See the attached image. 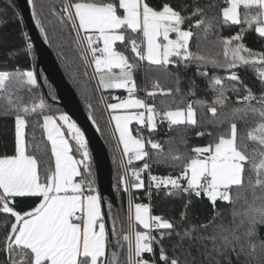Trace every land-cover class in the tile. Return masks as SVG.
<instances>
[{
    "label": "snow or ice",
    "instance_id": "snow-or-ice-1",
    "mask_svg": "<svg viewBox=\"0 0 264 264\" xmlns=\"http://www.w3.org/2000/svg\"><path fill=\"white\" fill-rule=\"evenodd\" d=\"M28 2L47 41L35 0ZM223 3L227 6L215 15H209L217 7L215 0H62L58 9L52 8L60 22H67L75 32L74 43L84 63L94 66L92 78L97 87L128 93L126 98H112L118 103L106 104L115 122L118 146L122 145L119 184L123 191L145 188L142 174L147 173L149 198L161 190L171 197H206L213 215L203 223L182 227L188 220L191 199L184 201L178 224L152 215L149 204L130 198L128 228L122 233L127 242L126 259L116 251L109 253L102 199L90 178L91 154L84 132L68 114L51 113L43 95H38L40 82L34 67L17 65L9 70L5 61L0 64V111L14 120V143L12 154L0 155V216L7 217L0 221L4 233L0 239L4 260L0 264H264V237L259 233L264 226V51L244 43L249 30L264 39V0ZM233 26H240L239 32L222 34L223 28ZM209 35L216 37L220 51L203 49L202 41ZM23 37L26 54H30L33 45L27 33ZM117 42L124 51L117 49ZM145 61L159 70L157 75L169 73L173 65L177 69L175 89L163 88L153 80L148 97L179 94L181 67L195 65L196 75L206 79L207 89L213 93L211 102L195 99L184 107L158 108L155 102L139 98L136 77ZM209 66L223 70L225 75L210 74ZM241 70L255 74L261 86L258 93L242 78ZM196 88L195 79H190L187 95L195 96ZM24 93L28 94L27 101ZM204 108L213 119L198 112ZM29 118L36 119L50 142L48 161L38 158V145L36 151L30 150L26 132ZM133 121L138 125L135 132L130 127ZM165 123L168 131L182 127L191 130L194 137H207V143L189 147L186 131L180 136L184 151L172 147L176 138L171 136L164 141L169 145L165 151L164 143L152 139L158 125ZM65 125L75 149L62 131ZM241 125L246 128L244 135ZM169 161L182 162L177 175L152 174L153 163L175 168ZM134 162L140 166H133ZM18 200L33 203L20 207ZM218 202L226 203V207H218ZM225 211L229 221L216 223ZM186 241L182 261L176 252ZM201 247L203 258L197 260L192 250L199 252Z\"/></svg>",
    "mask_w": 264,
    "mask_h": 264
},
{
    "label": "trees",
    "instance_id": "trees-1",
    "mask_svg": "<svg viewBox=\"0 0 264 264\" xmlns=\"http://www.w3.org/2000/svg\"><path fill=\"white\" fill-rule=\"evenodd\" d=\"M202 2H207V0H202ZM217 5L209 15H215L217 11L227 6L223 3V0H215ZM62 0H35L36 12L38 14L39 19L42 21L43 27L46 30V34L49 37L47 42L50 46V51H52L55 60L58 63V66L67 80V82L76 90V94L82 106L91 116L95 118L97 121V126H99L100 133L105 140L107 148L110 153V157L112 160V172L113 179L115 185V191L117 196V204L118 210L120 214L121 224H122V233L126 231V223H127V207H126V198L125 193L123 191L122 186L119 184V178L121 175V170L118 164V159L116 155V151L114 148V144L112 141V137L106 123L105 117L103 115V111L97 96V92L95 90V86L91 80V76L87 70V66L84 63V60L81 58L79 54V49L77 45L74 43L75 32L72 31L70 25L66 22L62 24L58 19L57 15L53 14L52 8L56 7L57 9L61 6ZM243 11V9H241ZM15 14V18L13 15ZM22 19L20 16V11L16 5L15 0H0V64H3L5 61L7 62L8 69L11 70L15 66L19 65L22 68H29L35 66V51L31 50L30 54H26V41L23 37V33H26L24 25H22ZM240 26H233L231 28H223L222 34L224 36H228L239 32ZM174 37V34H173ZM193 50H195V40L192 41ZM244 43L247 47L255 50V51H264V39H260L258 34L255 33L254 30H249L245 34ZM116 47L118 50L124 51V46L117 42ZM202 47L206 52L215 53L220 51V47L216 42V37L213 35H209L207 40L202 41ZM9 53H15L14 56H9ZM131 57V53L126 51ZM142 69L136 77V82L138 85L137 96L139 98H144L143 90L152 91V83L153 80H156L161 87L163 88H173L176 87V77L174 73L177 71L176 67L173 65L170 67L169 73L159 72L157 69L153 68L148 64L147 61L142 62ZM85 72L88 75H85ZM210 74L214 72L216 75H225L223 70H213L211 66H209ZM197 69L195 65L189 66L187 69L181 67L180 69V77L181 83L180 88L181 92L179 94L173 93L171 96H162L161 94H157V96L153 99L146 95L145 100L148 103L155 102L158 108L172 107L175 108L177 105L184 107L190 100L202 99L206 100L209 103L213 98V93L207 89V81L204 77H200L196 75ZM240 75L245 80L249 86L253 87L255 92H259L261 90V86L259 81L256 79L255 74L251 70H241ZM41 77L44 80L45 88L44 90L40 87L38 90V95H43L45 103L49 106L51 113H55L57 116L60 112H63L58 105L51 104L47 100V96L52 99L55 97L53 88L47 83L44 79L43 74L41 73ZM195 79L197 88L196 95L189 96L187 95L189 89V80ZM226 86H230L229 82H225ZM118 95H122L123 93L118 91ZM25 99L27 101L28 94L24 93ZM231 96V93H230ZM165 101V104H161V101ZM181 100L183 103L181 104ZM231 100L234 102L235 97L231 96ZM37 103L39 100L37 99ZM91 104L92 107L89 109L88 104ZM227 111V110H225ZM198 112L206 113V119H213L211 113L207 112V108L198 109ZM137 128L133 125L132 129L135 130ZM67 135L70 139L71 145L73 149H75V142L71 139V135L68 133L67 129H65ZM187 131L188 133V146L192 147L195 145H202L207 143L208 138H199L194 137L191 130H187L182 127L174 128L172 131L167 130V124L158 125V131L155 135L152 136V139L159 140L162 143L169 137H175L176 142L172 145L173 148L178 147L180 151H184L183 144L181 143L180 136ZM28 133L29 147L30 150L36 151V146H39V151L37 152L38 158L44 162L50 159V143L47 142L46 136L42 133L41 128L37 125L35 118H29V124L26 129ZM241 135L246 133L245 126H240ZM33 133L35 138L33 139ZM149 136V132H148ZM13 143H14V120L11 116L5 117L3 112L0 111V155L5 153L12 154L13 152ZM169 145L164 143V149L167 151ZM74 152V151H73ZM75 156L79 158V156L74 152ZM140 164V162H138ZM175 163L176 167H170L168 165H157L155 163L152 164V174L165 176V175H177L180 171L181 161H169L168 164L171 165ZM91 170L93 176L90 177L95 182V171L91 160ZM146 181V180H145ZM95 186V185H94ZM145 188L135 189L134 190V202L136 203H144L147 204V200L143 197V193ZM259 189H257V194H259ZM248 199L251 200V193L247 194ZM191 199L192 204L188 208V220L184 222L182 227H187L189 223H203L207 221L213 215V206L208 201L206 197L204 198H196L194 196L188 197L186 195H182L180 197H171L165 196L164 191L157 195L153 192L150 198V213L152 215H161L166 219L174 220L178 224H180V213L183 210L184 201ZM33 201H17V204L20 207H26L27 205L32 204ZM239 203H243L241 200ZM218 207H226V203L221 204L218 202ZM7 217L0 216V221L5 220ZM230 219L229 213L227 211L221 217V220L216 221V223H227ZM213 231L212 228L207 230L208 233ZM259 233L261 237H264V226L259 228ZM3 230L0 229V239L3 238ZM156 235V234H155ZM175 236H173V242H175ZM165 246L169 247V253L171 254V248L168 241H165ZM211 247V245H209ZM187 248V241L184 244L183 248L177 249L176 255L184 260V249ZM126 242H123V259H126ZM204 251L203 247L200 248L199 252L194 248L192 250V255L196 256L197 260H201L203 257L200 255ZM215 255V254H213ZM4 260V256L0 253V261Z\"/></svg>",
    "mask_w": 264,
    "mask_h": 264
},
{
    "label": "water",
    "instance_id": "water-1",
    "mask_svg": "<svg viewBox=\"0 0 264 264\" xmlns=\"http://www.w3.org/2000/svg\"><path fill=\"white\" fill-rule=\"evenodd\" d=\"M20 11V16L25 31L30 38L35 51V66L38 73L40 87L44 90L45 83L41 77L53 88L55 99L46 97L47 100L68 114L73 121L81 128L88 141L89 152L95 173V188L101 195L102 212L105 215V225L108 232L109 253L116 251L123 258L122 224L117 204L112 167V160L109 150L103 139L97 124L92 123L89 113L80 103L76 90L67 82L63 76L57 61L50 51L49 43L44 39L32 16V5L28 0H15ZM111 206V210H110ZM115 222V223H114ZM115 227L116 233L113 234Z\"/></svg>",
    "mask_w": 264,
    "mask_h": 264
},
{
    "label": "crops",
    "instance_id": "crops-1",
    "mask_svg": "<svg viewBox=\"0 0 264 264\" xmlns=\"http://www.w3.org/2000/svg\"><path fill=\"white\" fill-rule=\"evenodd\" d=\"M114 71H118V69H114ZM94 80H95V88H96L95 90L97 91V94L99 95V98H100V100L103 103V107H104V110H105L104 112H105V115L107 116V120H108V124H109V130H110L111 137L118 144V141H117L118 134H114V131H113L114 130L115 122L114 121H111L110 116H111L112 113L110 112V110L106 109V104L107 103H118L119 102L118 100H115V99H112V98L113 97L126 98L128 96V93H127L126 90H123V89H115V90H103V89H99L97 87V81H96V79H94ZM118 91L122 92L123 94L121 96L118 95V93H117ZM57 122L58 123H62L60 121H57ZM133 125L136 126V127H138V125H137V123L135 121H133V123H132V125L130 127H133ZM62 131L65 134V138L69 140V143L71 145L70 139H69V137L67 135V132L65 130V126L62 129ZM119 147L122 149V145H119ZM73 155L75 156L74 152H73Z\"/></svg>",
    "mask_w": 264,
    "mask_h": 264
},
{
    "label": "built area",
    "instance_id": "built-area-1",
    "mask_svg": "<svg viewBox=\"0 0 264 264\" xmlns=\"http://www.w3.org/2000/svg\"><path fill=\"white\" fill-rule=\"evenodd\" d=\"M86 66H87V70H88V72H89V75L91 76V80H92V82H93V84H94V86H95V80H94V78H92V74H93V69H94V67H93V66H88V65H86ZM95 89H96V88H95ZM96 92H97V91H96ZM146 93H147V91L143 90V96H144L143 99H145V97H146V95H147ZM97 96H98V99H99V102H100V105H101V108H102V111H103V115H104V117H105L106 123H107L108 128H109V124H108L107 116L105 115V112H104L105 110H104V107H103V103H102V101L100 100L98 94H97ZM135 129H136V128H135ZM109 131H110V130H109ZM134 132H135V130H134ZM144 135H145L146 137L148 136V131H147V130H145ZM112 141H113V144H114V148H115L116 155H117V159H118V164H119V167H120V170H121V174H122V167H121V159H122L121 148L118 146L117 142H115L113 139H112ZM133 166H135V167H139L140 164H139L138 162H134V163H133ZM78 179H79V178H78ZM142 179H143L144 182H145V191H144V193H143V197L147 200V204H149V203H150V198H149V196L147 195V185H148V183H149L148 174H147V173L142 174ZM145 180H146V181H145ZM134 190H135V189H132V190H131V193L124 192V193H125V198H126V207H127V223H126V230H127V228H128V216H129L128 202H129V199H130V198L134 200ZM155 234L158 235L157 233L153 232V235H155ZM126 250H127V242H126ZM126 252H127V251H126Z\"/></svg>",
    "mask_w": 264,
    "mask_h": 264
},
{
    "label": "rangeland",
    "instance_id": "rangeland-1",
    "mask_svg": "<svg viewBox=\"0 0 264 264\" xmlns=\"http://www.w3.org/2000/svg\"><path fill=\"white\" fill-rule=\"evenodd\" d=\"M174 38V37H173ZM59 115V114H58ZM65 129H67V126L65 125Z\"/></svg>",
    "mask_w": 264,
    "mask_h": 264
}]
</instances>
